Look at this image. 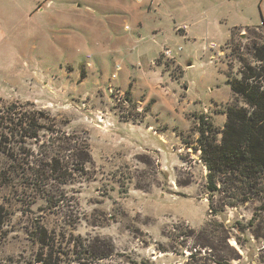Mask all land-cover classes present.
I'll list each match as a JSON object with an SVG mask.
<instances>
[{"label": "rangeland", "instance_id": "1", "mask_svg": "<svg viewBox=\"0 0 264 264\" xmlns=\"http://www.w3.org/2000/svg\"><path fill=\"white\" fill-rule=\"evenodd\" d=\"M148 2L0 0V109L32 103L85 140L91 158L64 184L50 181L52 206L0 155V264H75L83 252L105 255L97 264H264L261 201L223 207L195 149L198 116L222 127V108L202 110L228 100L226 75L240 78L239 58L258 65L264 0H154L146 11ZM182 23L194 40L175 35ZM163 47L184 69L167 92L158 75L181 72ZM234 103L245 106H221ZM44 134L27 145L35 156Z\"/></svg>", "mask_w": 264, "mask_h": 264}, {"label": "trees", "instance_id": "2", "mask_svg": "<svg viewBox=\"0 0 264 264\" xmlns=\"http://www.w3.org/2000/svg\"><path fill=\"white\" fill-rule=\"evenodd\" d=\"M252 58L258 63L251 65L239 58L240 78H229L234 102L223 112L225 121L220 129L212 127L203 114L197 117L196 139L199 160L206 169V188L212 194L222 195V206L235 207L246 202L253 194L264 209V43L252 44ZM48 113L34 108L32 103H11L0 109V155L4 156L7 174L20 177L31 189L42 191L47 203L58 205V198L47 192L50 181L65 183L74 173L84 170L91 161L87 143L78 136L65 135L55 130ZM48 132L46 144H42L40 156L33 155L28 143L41 141ZM43 133V134H42ZM44 137V136H43ZM44 152V153H43ZM47 153L49 155L47 156ZM5 165V166H6ZM25 167V168H24ZM9 176L1 173L5 185ZM253 198V197H252ZM211 200V199H210ZM210 213L221 212L210 202ZM3 211L0 207V227ZM251 224V223H250ZM240 225V224H238ZM241 231V229H239ZM264 257V256H263ZM105 255L82 253L75 264H97ZM264 262V259H263ZM217 264H225L218 262Z\"/></svg>", "mask_w": 264, "mask_h": 264}, {"label": "crops", "instance_id": "3", "mask_svg": "<svg viewBox=\"0 0 264 264\" xmlns=\"http://www.w3.org/2000/svg\"><path fill=\"white\" fill-rule=\"evenodd\" d=\"M138 1H140V0H138ZM153 1L154 0H149V2L148 3H146L144 6H143V9H146V11H150V10H154V8H152V3H153ZM156 6H159V5H156ZM259 25H263L264 24V19L261 17V20L259 21V23H258ZM258 24H256V25H258ZM138 25H140V23H138ZM241 25V24H240ZM237 26H239V25H237ZM237 26H232V27H230L229 29H228V33H227V35H226V39H225V41H224V43L225 42H227L228 41V39L230 38V36H231V33H232V29L233 28H235V27H237ZM242 26H245V25H242ZM155 31H157V30H154V32ZM174 33H175V35H177V33H178V36L183 40V41H189V40H194V37L192 36V27H191V24H186V23H182L181 25H177L176 27H174ZM209 48L210 49H215V48H217V45L214 43V42H210L209 43ZM164 49H168L169 51H170V56L169 57H172V55H173V53H172V51H171V49H169V48H167V47H163V48H161V50L158 52V54L160 53V52H163V50ZM179 49V48H178ZM220 49V47L218 48V51H217V54H216V56L217 57H220L219 56V54L221 53V50H219ZM172 54V55H171ZM174 56V61H175V63L177 64V65H179L178 63H177V58H176V56L175 55H173ZM178 57H180V55H177ZM210 57H214V54L212 55H210ZM154 60H156V58L154 59ZM154 60H153V63H154ZM192 64V62L191 61H188L187 63H186V66H189V65H191ZM179 67H180V75L178 76V77H176V78H174V79H172L170 76L169 77H166V76H164V75H162V76H160V74L158 75L159 77H160V79H162V83L164 84H162V90L165 88L164 86H167L168 85V83L169 82H172V81H175V82H177V83H179L180 82V80L183 78V75H184V69L179 65ZM163 71V70H162ZM153 73L154 74H158V72H156V71H153ZM116 75V74H115ZM225 76V75H224ZM148 78V77H147ZM146 78V79H147ZM167 79H169V80H167ZM225 80H226V78H225ZM169 81V82H168ZM226 84V83H225ZM227 85V84H226ZM183 86H184V89L186 90V87H185V85L183 84ZM228 86V85H227ZM230 89V88H229ZM164 90H166V89H164ZM166 92H167V90H166ZM165 92V93H166ZM167 94V93H166ZM230 94H231V92H230ZM182 96H185V94L184 93H182L181 95H180V97H182ZM232 97V95H230V97L228 98V100L230 99ZM228 100L227 101H225V102H223V101H220V100H215V99H212L210 102V105L208 106V107H204L203 108V112H205V113H207V111H209V110H212L213 109V105H218V106H216V107H218L219 109L220 108H222L220 111V115L219 116H221L222 117V120H221V126L223 125V123H224V121H225V115H224V111H225V108L223 107V106H221V105H223L224 103H226V102H228ZM197 104V101H195L194 102V107H196L195 105ZM215 107V106H214ZM196 109L197 110H200V109H198V107H196Z\"/></svg>", "mask_w": 264, "mask_h": 264}, {"label": "built area", "instance_id": "4", "mask_svg": "<svg viewBox=\"0 0 264 264\" xmlns=\"http://www.w3.org/2000/svg\"><path fill=\"white\" fill-rule=\"evenodd\" d=\"M162 54L165 56V57H169L170 56V51L168 49H164ZM115 76V75H113Z\"/></svg>", "mask_w": 264, "mask_h": 264}]
</instances>
